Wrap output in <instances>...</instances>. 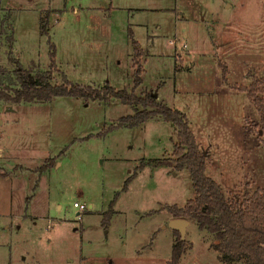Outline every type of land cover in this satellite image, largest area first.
I'll use <instances>...</instances> for the list:
<instances>
[{"label":"rangeland","instance_id":"obj_1","mask_svg":"<svg viewBox=\"0 0 264 264\" xmlns=\"http://www.w3.org/2000/svg\"><path fill=\"white\" fill-rule=\"evenodd\" d=\"M133 40L144 68L137 93L184 113L225 196L264 189L260 115L246 91L264 77V0H0L6 87H18L13 56L53 84L66 77L131 90ZM141 109L119 99H0V264L170 259L166 207L194 191L188 170L177 168L172 123L157 115L116 126ZM75 202L87 206L81 216ZM185 240L192 248L179 264H226L193 220Z\"/></svg>","mask_w":264,"mask_h":264},{"label":"trees","instance_id":"obj_2","mask_svg":"<svg viewBox=\"0 0 264 264\" xmlns=\"http://www.w3.org/2000/svg\"><path fill=\"white\" fill-rule=\"evenodd\" d=\"M48 21L41 18V34L48 33ZM2 34H6L2 28ZM12 42L14 37L7 36ZM132 89L116 88L106 83L102 88L82 85L68 80L53 84L50 73L33 76L30 69L22 66L19 59L10 56L15 63L14 74L17 76L18 87H6L1 79L4 69H0V99L14 103L48 102L57 96L84 98L86 101H108L119 99L129 106H141V110L122 117L116 126H138L159 115L172 123L178 142L175 144L174 154L177 168L188 170L194 197L183 206H167L166 210L175 218L193 220L199 230L209 232L213 241L210 248L217 252L218 259L226 264H264V189H256L246 194L242 199L238 197L228 199L220 185L205 172V155L200 150L195 136L185 119L184 113L159 102L153 93L140 95L136 89L143 82L144 68L140 61L141 50L136 40L132 41ZM13 50H11L12 53ZM50 58L55 65L56 50L51 45ZM247 95L255 105L260 115V129L264 144V77L255 79L248 87ZM115 126V124L113 125ZM46 162L42 168H46ZM175 240L171 249L170 259L165 264H178L186 248V241L177 230H173Z\"/></svg>","mask_w":264,"mask_h":264},{"label":"water","instance_id":"obj_3","mask_svg":"<svg viewBox=\"0 0 264 264\" xmlns=\"http://www.w3.org/2000/svg\"><path fill=\"white\" fill-rule=\"evenodd\" d=\"M154 96L156 97V93H154ZM187 223L188 222L185 218H172L167 222L166 225H164V227L168 226L172 230H177L180 233L181 238L184 239Z\"/></svg>","mask_w":264,"mask_h":264},{"label":"crops","instance_id":"obj_4","mask_svg":"<svg viewBox=\"0 0 264 264\" xmlns=\"http://www.w3.org/2000/svg\"><path fill=\"white\" fill-rule=\"evenodd\" d=\"M172 218H175V217H173L171 214H170V217L168 218V221L170 220V219H172ZM187 220V219H186ZM167 221V222H168ZM187 226H188V224H189V220H187ZM187 226H186V229H187ZM173 231V230H172ZM185 239V238H184ZM174 240H175V236H174V233H173V241H172V245H173V243H174ZM186 241V240H185ZM211 244V243H210ZM210 244H209V246H210ZM192 248V244L190 245L189 243H187L186 242V248H185V250H184V252L182 253V255H181V257L186 253V252H188L190 249ZM210 248V247H209ZM171 249H172V246H171ZM181 257H180V259H181ZM180 259H179V261H180ZM178 264H179V262H178ZM237 264H242V263H237Z\"/></svg>","mask_w":264,"mask_h":264},{"label":"built area","instance_id":"obj_5","mask_svg":"<svg viewBox=\"0 0 264 264\" xmlns=\"http://www.w3.org/2000/svg\"><path fill=\"white\" fill-rule=\"evenodd\" d=\"M172 43H173V40L170 41V44H172ZM75 207L79 208V210H80L79 211L80 216H81V212L82 211H85L87 209V206L85 204H80L78 202H75Z\"/></svg>","mask_w":264,"mask_h":264}]
</instances>
